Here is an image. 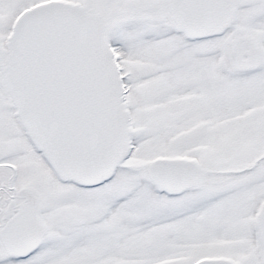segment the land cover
<instances>
[{
    "label": "snow or ice",
    "instance_id": "obj_1",
    "mask_svg": "<svg viewBox=\"0 0 264 264\" xmlns=\"http://www.w3.org/2000/svg\"><path fill=\"white\" fill-rule=\"evenodd\" d=\"M0 264H264V0H0Z\"/></svg>",
    "mask_w": 264,
    "mask_h": 264
}]
</instances>
